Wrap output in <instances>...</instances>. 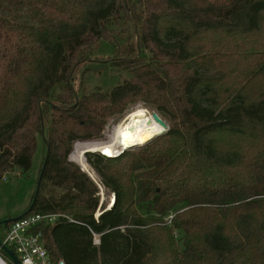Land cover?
Here are the masks:
<instances>
[{"label": "trees", "instance_id": "1", "mask_svg": "<svg viewBox=\"0 0 264 264\" xmlns=\"http://www.w3.org/2000/svg\"><path fill=\"white\" fill-rule=\"evenodd\" d=\"M109 39L132 76L76 91ZM135 98L168 130L88 153L115 195L96 220L100 187L69 156ZM39 135L41 183L17 218L69 216L42 226L55 261L264 264V0H0V180L32 169Z\"/></svg>", "mask_w": 264, "mask_h": 264}, {"label": "rangeland", "instance_id": "2", "mask_svg": "<svg viewBox=\"0 0 264 264\" xmlns=\"http://www.w3.org/2000/svg\"><path fill=\"white\" fill-rule=\"evenodd\" d=\"M113 28V34L115 36L120 34H125V32L120 31V27L113 24L110 26ZM118 38V37H117ZM120 39V38H119ZM115 40H105L102 41L98 48L93 51L90 55V62L83 64L74 79V87L76 91L86 90V91H107L111 89L114 85L122 82L125 79H129L132 76V72L129 70H124L118 67H113L109 61L116 54ZM56 92H59V88H56ZM145 108L149 113L159 115L161 119L167 124L168 122L164 118L163 114L157 109L149 107L146 102L140 98H135L129 101L124 111L120 114H114L110 116L104 125V129L101 132L100 136H97L95 139L88 141L77 140L73 144L72 152L69 156L70 160L78 164L76 161L72 160V155L75 152V147L77 143H87V142H108L111 140L112 135L115 132L116 127L122 122L126 115L135 108ZM165 127V126H164ZM143 145L131 147L129 149H136ZM88 153H97L88 151L85 155L86 162L89 168L96 175L95 179L99 182L102 189H100V203L96 213H102V211L110 207L111 198L113 192L105 189L101 184V179L92 164L89 162ZM99 154H102L99 152ZM104 155V154H102ZM107 156V155H104ZM117 157V156H116ZM44 158L43 150V140L42 137L38 136V147L33 157V166L32 169L23 174L20 169H16L13 172L5 174V178L0 180V221L5 220L6 218H17L22 215L27 207L29 206L32 196L36 190L38 176L40 173V167ZM93 176V175H92ZM100 209V211H99ZM95 213V214H96ZM172 218V215L166 217V219Z\"/></svg>", "mask_w": 264, "mask_h": 264}, {"label": "built area", "instance_id": "3", "mask_svg": "<svg viewBox=\"0 0 264 264\" xmlns=\"http://www.w3.org/2000/svg\"><path fill=\"white\" fill-rule=\"evenodd\" d=\"M125 148L121 149L123 151ZM102 153V151H97ZM83 170L88 172L83 166ZM5 178V176L3 177ZM115 195L113 193L111 203ZM100 211V209H99ZM100 213L95 214L96 220ZM69 216L61 213H33L25 217L16 218L5 231L0 243V264H14L12 258L5 254L3 245L14 251L20 264H66L63 258L55 261L51 255L50 247L42 230L44 225H53L60 218ZM72 221V219H70ZM94 243L100 244V237L94 233Z\"/></svg>", "mask_w": 264, "mask_h": 264}, {"label": "bare ground", "instance_id": "4", "mask_svg": "<svg viewBox=\"0 0 264 264\" xmlns=\"http://www.w3.org/2000/svg\"><path fill=\"white\" fill-rule=\"evenodd\" d=\"M165 127L145 108H135L130 111L122 122L116 127L111 140L108 142L77 143L72 160L82 165L93 177L96 175L89 168L85 155L88 151H102L107 157H116L121 149L144 145L154 136L163 132Z\"/></svg>", "mask_w": 264, "mask_h": 264}, {"label": "water", "instance_id": "5", "mask_svg": "<svg viewBox=\"0 0 264 264\" xmlns=\"http://www.w3.org/2000/svg\"><path fill=\"white\" fill-rule=\"evenodd\" d=\"M154 117L161 123V124H163L164 126H165V128H167V124L165 123V121L163 120V119H161L160 117H159V115H157V114H154ZM167 131V129H165L163 132H161V133H159V134H157L156 136H159V135H161V134H163V133H165ZM156 136H154V138L156 137ZM97 143V142H96ZM145 145V144H144ZM135 147V146H134ZM129 148H131V147H126V149H129ZM88 171V170H87ZM90 176H91V178L98 184V186L100 187V189H102V187H101V185L99 184V182L92 176V174L88 171L87 172ZM40 183H41V177H40V179H39V181H38V187H37V190H36V193H35V196L37 195V193H38V189H39V186H40ZM110 208V207H109ZM0 243H1V241H0ZM3 249L7 252V254L12 258V260H13V262H14V264H20V260L18 259V257L16 256V254L14 253V251H12L11 249H9L7 246H4L3 245Z\"/></svg>", "mask_w": 264, "mask_h": 264}]
</instances>
